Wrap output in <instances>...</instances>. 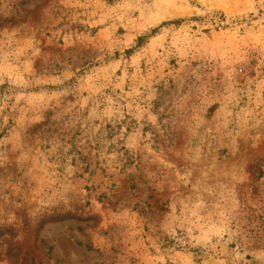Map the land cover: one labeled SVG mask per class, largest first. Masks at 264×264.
Listing matches in <instances>:
<instances>
[{
	"label": "rangeland",
	"instance_id": "1",
	"mask_svg": "<svg viewBox=\"0 0 264 264\" xmlns=\"http://www.w3.org/2000/svg\"><path fill=\"white\" fill-rule=\"evenodd\" d=\"M0 264H264V0H0Z\"/></svg>",
	"mask_w": 264,
	"mask_h": 264
},
{
	"label": "trees",
	"instance_id": "2",
	"mask_svg": "<svg viewBox=\"0 0 264 264\" xmlns=\"http://www.w3.org/2000/svg\"><path fill=\"white\" fill-rule=\"evenodd\" d=\"M141 40H142V38H141Z\"/></svg>",
	"mask_w": 264,
	"mask_h": 264
}]
</instances>
